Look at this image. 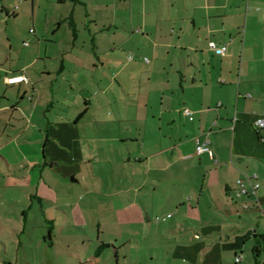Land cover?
Here are the masks:
<instances>
[{
    "label": "crops",
    "instance_id": "crops-1",
    "mask_svg": "<svg viewBox=\"0 0 264 264\" xmlns=\"http://www.w3.org/2000/svg\"><path fill=\"white\" fill-rule=\"evenodd\" d=\"M57 2L49 39L66 46L0 59L3 184L25 180L16 164L85 172L70 204L100 218L91 264H264V215L236 197L238 179L264 183V0Z\"/></svg>",
    "mask_w": 264,
    "mask_h": 264
},
{
    "label": "rangeland",
    "instance_id": "rangeland-1",
    "mask_svg": "<svg viewBox=\"0 0 264 264\" xmlns=\"http://www.w3.org/2000/svg\"><path fill=\"white\" fill-rule=\"evenodd\" d=\"M57 3V0H0V59L3 62L25 65L37 47L43 56L46 48L51 52L56 46H66L69 34H64L63 29L56 35L58 44L49 39ZM113 40L116 41L109 37L101 43L108 47ZM112 95H116L113 89ZM36 137L35 134V141ZM31 155L33 162L39 163L43 158L40 148ZM65 156L71 157V154ZM20 167L10 166L15 174L25 176L23 182L10 179L14 184L5 185L0 177V264H91L86 261L92 258L97 244L84 239L96 234L95 222L100 218L85 206L78 209L70 204L83 193L86 173L76 175L80 178L78 184L73 175L76 167L72 164L60 163L54 168L34 164L30 172ZM80 203L83 205V201ZM100 236L105 240L110 235L101 233ZM90 243L94 247L90 248ZM104 253L102 259L115 258L112 247Z\"/></svg>",
    "mask_w": 264,
    "mask_h": 264
},
{
    "label": "built area",
    "instance_id": "built-area-1",
    "mask_svg": "<svg viewBox=\"0 0 264 264\" xmlns=\"http://www.w3.org/2000/svg\"><path fill=\"white\" fill-rule=\"evenodd\" d=\"M207 47L209 50L214 52L216 55L223 56L227 51V46L225 44L219 45L213 41H208ZM6 84H18V83H26L28 78L24 74L12 75L6 77L5 79ZM185 114H189L190 112L187 109H184ZM254 124L259 129H264V116L259 117L255 120ZM208 144V140L205 139L203 142L199 143L196 146V152L201 153L206 149V145ZM211 154V153H210ZM237 190H236V197H243V196H254L256 198L255 204L260 210L261 214L264 215V206L260 204L257 199V193L260 190L264 191V183H261L256 174H251L249 176H245L244 178L237 180ZM245 206V205H244ZM159 217H156L158 219ZM239 261V257L236 258V262Z\"/></svg>",
    "mask_w": 264,
    "mask_h": 264
},
{
    "label": "trees",
    "instance_id": "trees-1",
    "mask_svg": "<svg viewBox=\"0 0 264 264\" xmlns=\"http://www.w3.org/2000/svg\"><path fill=\"white\" fill-rule=\"evenodd\" d=\"M103 246H106V244H103L102 247H103Z\"/></svg>",
    "mask_w": 264,
    "mask_h": 264
}]
</instances>
